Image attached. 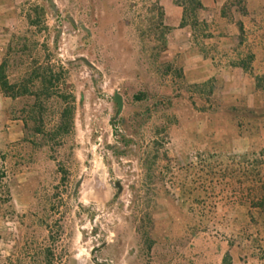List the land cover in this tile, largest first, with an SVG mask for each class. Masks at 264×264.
Segmentation results:
<instances>
[{
    "label": "rangeland",
    "instance_id": "rangeland-1",
    "mask_svg": "<svg viewBox=\"0 0 264 264\" xmlns=\"http://www.w3.org/2000/svg\"><path fill=\"white\" fill-rule=\"evenodd\" d=\"M188 1H22L0 61V264H264V164L239 165L222 101L166 56L167 6Z\"/></svg>",
    "mask_w": 264,
    "mask_h": 264
},
{
    "label": "crops",
    "instance_id": "crops-1",
    "mask_svg": "<svg viewBox=\"0 0 264 264\" xmlns=\"http://www.w3.org/2000/svg\"><path fill=\"white\" fill-rule=\"evenodd\" d=\"M23 0H0V61L15 20L25 16ZM195 24L181 26V8L169 4L163 23L166 56L181 71L184 82L216 101L242 100L259 109L264 100V0H245L244 15L225 13L224 0H201ZM224 12V13H223ZM6 42V43H5Z\"/></svg>",
    "mask_w": 264,
    "mask_h": 264
},
{
    "label": "trees",
    "instance_id": "trees-1",
    "mask_svg": "<svg viewBox=\"0 0 264 264\" xmlns=\"http://www.w3.org/2000/svg\"><path fill=\"white\" fill-rule=\"evenodd\" d=\"M201 0H189V6L191 16L187 14V10L184 4L178 6L183 8V19L181 26L184 24H195V17L192 16L197 9L202 8L200 3ZM225 1V13L227 10L234 8L237 12L244 15L246 13V1L245 0H224ZM224 13V12H223ZM3 68L0 67V88L5 95H8L14 86H9L5 77L3 76ZM177 75H181L180 69H177ZM43 85L52 86V77H49L45 81H42ZM215 113H218L223 121H226L236 136L243 141L248 143V150L243 156L242 161L239 165L245 164L251 167L253 170L260 168L264 164V100L263 106L259 109H251L246 106L244 101H222V104H216ZM71 111L67 110L64 112V119H69ZM61 128H66L64 120L61 123ZM247 149V148H246ZM251 150V152H250ZM251 155L253 156L251 158ZM257 172V171H256ZM258 175V173H257ZM256 176V175H255ZM259 189V188H258ZM260 200L262 201L259 205L253 204L251 208L263 209L264 208V187L259 189Z\"/></svg>",
    "mask_w": 264,
    "mask_h": 264
},
{
    "label": "water",
    "instance_id": "water-1",
    "mask_svg": "<svg viewBox=\"0 0 264 264\" xmlns=\"http://www.w3.org/2000/svg\"><path fill=\"white\" fill-rule=\"evenodd\" d=\"M49 5H50L51 7H55V4H54L53 0H49ZM53 9L55 10V8H53ZM69 21L72 23V25H74V26L77 25V23H76L72 18H69ZM79 27H80L83 31H86V32L89 31L84 25H80ZM72 62H82L86 67H88V68H90V69H93V70H97V68L95 67V65H94L93 63H91L90 61L87 60V58L82 57V56H80V57L74 59ZM113 101H114V103H115L116 106H117V113H116V115L119 116V115L121 114L122 110H123V98H122L121 95L118 94L117 91L114 92V95H113ZM82 181H83V178L81 177V178L79 179V181L75 184V187H74V190H73V195L76 194V192H77V190L79 189V187H80ZM116 187H117L119 190L121 189V187H120V185H119L118 182L116 183ZM103 246H104V245H102V246L99 247V248H102ZM99 248H94V249H92V251H91V255H92L94 252H96Z\"/></svg>",
    "mask_w": 264,
    "mask_h": 264
}]
</instances>
